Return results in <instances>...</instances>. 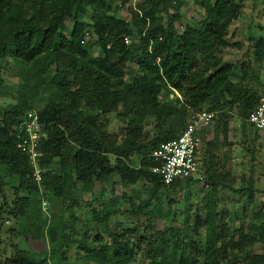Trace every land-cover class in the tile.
I'll return each mask as SVG.
<instances>
[{
    "label": "trees",
    "instance_id": "trees-1",
    "mask_svg": "<svg viewBox=\"0 0 264 264\" xmlns=\"http://www.w3.org/2000/svg\"><path fill=\"white\" fill-rule=\"evenodd\" d=\"M198 1L204 19L188 22L181 31L182 14L170 11L164 0H145L137 12L129 9L128 18L112 12L111 0H0V58L13 59L26 70L29 78L25 92L30 95L25 106L9 108L0 119V229L4 213L27 222L33 211L39 186L33 181L28 154L18 148L11 131L27 111L37 107L38 98L50 97L36 109L47 133L40 143V164L48 202L60 207L66 201V191L71 195L74 190L91 194L97 184L102 186L100 196L94 199L98 206L89 219L81 221L80 229L75 216L69 217V227L63 224L39 229V237H48L62 250L61 264L68 263L73 246L91 264H236L239 258L229 259L230 250L245 244L250 247L246 264H264V252L255 250L256 243L264 241V236H259L264 229V206L252 215L250 232L236 240V230H230L218 208L219 190L228 186L207 170L204 181L210 189L203 198L206 216L187 209L183 227L156 228L167 213L174 216L169 224H176L177 202L170 198L162 211V202L153 195L163 190L180 192L201 180L163 184L153 172L157 164L152 154L162 143L177 138L193 114L202 111L219 112L214 119V140H207L209 146L214 145L219 141L220 128L225 138L228 135L231 113L247 119L264 96L252 85L260 81L253 68L241 70L238 76L235 67L218 58L227 44L230 26L239 17L242 0ZM87 3L97 5L98 10L89 12ZM158 5L162 15L156 11ZM68 19L74 22L69 31ZM89 36L95 38L96 53L86 44ZM253 48L261 61L264 36ZM130 65L138 67V78L127 79ZM41 80L50 82L39 85ZM173 89L187 102L178 97L162 102V92L170 95ZM117 111L128 123L122 141L104 131L108 123L103 120ZM152 119L160 131L150 139L145 127ZM171 119L174 122L166 127ZM209 129L201 134L204 140ZM11 178L16 180L13 204L5 192ZM115 178L118 185L140 189L130 195L123 193L119 204ZM149 188L154 191L148 192ZM242 190L249 191V200L253 198L255 190ZM125 205L130 216L143 220L121 221ZM59 213L64 219L63 208ZM113 222L116 225L111 230ZM190 224H195L192 229ZM23 227L27 229V224ZM23 227L12 235L29 237ZM203 227L204 236L200 233ZM66 228H70L68 233ZM47 255L22 249L17 243L6 264H50Z\"/></svg>",
    "mask_w": 264,
    "mask_h": 264
},
{
    "label": "rangeland",
    "instance_id": "rangeland-1",
    "mask_svg": "<svg viewBox=\"0 0 264 264\" xmlns=\"http://www.w3.org/2000/svg\"><path fill=\"white\" fill-rule=\"evenodd\" d=\"M113 4V13L120 18H128V11L131 9L133 12L138 11V5L144 4L145 0H126L125 4H122V0H111ZM170 11L180 12L182 14V23L179 29L184 30L188 22H200L205 17L204 9L200 6L198 0H164ZM148 7V6H147ZM86 8L89 12L98 10L97 5L93 3H87ZM156 11L159 14H163L161 5L156 7ZM74 22L70 19L67 20L68 31L73 28ZM156 25V24H154ZM264 36V0H242V7L239 17L230 26L227 35V44L222 48L218 58L223 63L232 65L237 69L238 76L242 71H246L248 68H253L260 75V81L253 82V87L258 89L261 95L264 94V58L258 61L253 48L254 43L260 37ZM86 44L90 45L93 51L97 52L95 45V38L89 36L86 40ZM200 63H203L200 62ZM242 70V71H241ZM139 69L135 65H130L128 68L127 79L132 80L138 78ZM29 78V74L23 68L16 65L13 59L0 58V119L4 113L14 106H25L28 97L30 96L25 91V83ZM50 80H41L39 85H43ZM173 94L168 95L166 91H163L160 99L162 102H171L178 97L182 102L186 103L187 99L178 91L173 89ZM24 91V92H23ZM47 97V96H45ZM49 98H43L39 100L37 107L41 108L45 102H48ZM37 107L35 109H37ZM118 111L108 115L103 123H108L105 132H107L113 139L116 138L122 141L126 135L128 123L121 120L118 115ZM221 115V114H220ZM229 120V132L226 138L223 136V128H220V138L214 145H208V141L214 140L215 126L213 123L209 126L208 133L205 131V140L201 136V146L198 154V161L200 163V176L205 177V172H210L213 176L221 178L224 184L228 187H222L219 190V211L224 213L225 222H228L231 231L236 232V240H239V236L250 232L253 224L251 221L252 215L264 206V131L256 132L245 120L241 119L238 114L231 113ZM155 119H152L145 127V131L148 136L153 138L159 134V127H157ZM174 122L173 119L169 120L166 127L170 123ZM165 127V128H166ZM207 130V129H206ZM225 142V144H223ZM214 154V157L211 155ZM138 157L135 158V161ZM138 162V161H137ZM8 186L5 187V192L9 198V201L13 204L15 196L13 195V187L16 186V180L14 178L8 179ZM116 187V199L121 204L123 193L133 194L135 190H139L140 186H125L118 185V179L115 178ZM39 186V195L34 197V204L32 206V213L28 221L23 218L20 221L10 217L7 214H3V223L0 229V264H6V260H11L14 255V246L19 243L22 249H30L32 251L37 250L39 252H47L50 264H61V252L62 250L55 247L48 237L43 235L39 237V229L41 226H60L68 224L70 216H75V225L78 229L81 227V221L87 220L91 217L92 210L98 206V202L94 201L95 196L99 197L101 194L102 186L97 184L94 193L84 194L80 191L74 190L73 194L69 191L65 192V203L63 206H57V204H50L47 200V192L44 186ZM252 188L255 190V194L252 199L249 200V191L242 190V188ZM209 185H205V181H201L199 184L191 185L189 188L183 189L180 192L166 193L164 190L156 192L153 197H159L162 202L161 210L164 211L167 208L169 199H175L176 204L174 210L177 211L176 224H169L174 220L173 214L167 213L165 217L158 220L156 228L160 231H164L169 225L176 227H183V220L185 218V212L190 209L191 212L198 211L203 217L206 216V202L203 201L204 196L208 193ZM154 191L149 188L148 192ZM148 193L144 196L149 198ZM41 199V200H40ZM44 202L46 203L44 205ZM137 202V201H136ZM2 200L0 199V205ZM71 206V207H70ZM70 209H69V208ZM46 208V209H44ZM60 208H63L65 218L60 217ZM128 206H124L121 211L119 219L123 222H131L133 220L141 221L142 217L134 218L126 212ZM238 216V217H237ZM48 219V221L46 220ZM45 220L47 224H45ZM19 222V223H18ZM21 223V224H20ZM27 224V229L23 227ZM115 223L110 224V229H115ZM130 226L134 224H124ZM195 224H190V229ZM24 230V234L29 237L16 238L12 235L15 229ZM58 227V229H60ZM70 228H66V232H69ZM22 230V231H23ZM202 236L205 234L204 227L200 229ZM31 235H35L37 240H34ZM259 236H264V229L259 231ZM256 252H264V241L257 242ZM250 247L245 244L241 247L232 248L228 255L229 259L234 256L239 258V262L236 264H246L247 252ZM201 260V258L199 259ZM67 264H91L81 258L75 246L69 251V261Z\"/></svg>",
    "mask_w": 264,
    "mask_h": 264
},
{
    "label": "built area",
    "instance_id": "built-area-1",
    "mask_svg": "<svg viewBox=\"0 0 264 264\" xmlns=\"http://www.w3.org/2000/svg\"><path fill=\"white\" fill-rule=\"evenodd\" d=\"M126 42L131 43L129 39H126ZM218 114L217 111H202L193 114L186 128L177 138L162 143L152 154L151 157L157 164L153 172L159 175L163 184L171 185L178 180L189 178L205 180L204 176H200L198 161L202 143L201 134L213 123ZM246 121L256 130L264 131V96L257 109L249 115ZM11 135L15 137L18 148L28 154L33 181L41 185L43 169L40 164L42 157L40 143L47 133L40 122L38 110L27 111L14 126Z\"/></svg>",
    "mask_w": 264,
    "mask_h": 264
}]
</instances>
